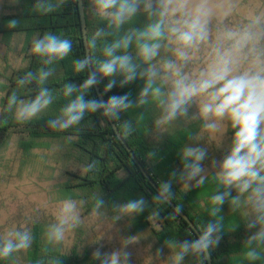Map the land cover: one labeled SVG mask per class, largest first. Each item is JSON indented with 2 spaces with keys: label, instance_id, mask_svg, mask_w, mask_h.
Instances as JSON below:
<instances>
[{
  "label": "clouds",
  "instance_id": "clouds-1",
  "mask_svg": "<svg viewBox=\"0 0 264 264\" xmlns=\"http://www.w3.org/2000/svg\"><path fill=\"white\" fill-rule=\"evenodd\" d=\"M67 2L37 0L34 9L47 15ZM78 2L82 7L83 0ZM90 4L93 15L104 26H97L91 38L85 39L88 51L72 62L75 74L87 72V76L80 84L64 83L60 92L67 102L55 118L47 121L48 127L67 131L79 125L87 114L96 112L119 122L121 113L150 103L159 113L154 119L158 133L181 120L200 121L201 131L216 133L223 121H230L234 130L230 146L222 159L212 161L216 188L208 198L211 207L206 209L211 219L197 230L195 239H168L165 245L170 250V264H184L187 256L209 258L224 233L221 213L227 202L231 212L244 210L242 223L251 232L243 242L244 261L264 264V12L231 25L226 21L233 14L235 0H90ZM140 16L144 17L142 26H133ZM18 24L12 19L7 27ZM97 49L100 57L94 59L92 51ZM72 50L71 39L51 32L33 40L30 51L40 58L43 67L35 73L27 72L17 84L23 87L35 81L39 88L35 97L27 101L16 93L8 98L6 110L13 112L17 123L33 120L54 103L56 97L44 85L53 75L54 66ZM162 52L170 55L162 56ZM202 52L203 66L197 71L187 70ZM117 77L121 88L143 82L135 98L131 93L112 95L107 100L86 98L105 78L108 82L103 92L111 91L117 86ZM193 106L196 111L190 115ZM140 119L142 115L136 123ZM135 127L132 120H124L119 123L117 136H131ZM190 139L193 143L178 151L182 168L173 170L159 184L152 202L170 203L174 182L187 190L205 183L208 171L203 161L207 148L200 145L199 134ZM157 158L155 150L146 153L148 160ZM93 168L94 164H88L84 170ZM81 203L71 197L60 201L55 221L45 229L47 245L60 244L81 225ZM147 207L143 196L113 204L112 223L124 217L134 218ZM107 211L105 200L95 197L92 216L101 218ZM152 216L159 218V211H153ZM239 226L237 223L230 230ZM33 239L27 228L7 231L0 236V260L29 249ZM136 242L134 235L123 239L121 247L111 252L97 248L92 259L99 264H130L127 247ZM161 253L162 249H158L156 256ZM49 264H60V260L52 259Z\"/></svg>",
  "mask_w": 264,
  "mask_h": 264
},
{
  "label": "trees",
  "instance_id": "trees-1",
  "mask_svg": "<svg viewBox=\"0 0 264 264\" xmlns=\"http://www.w3.org/2000/svg\"><path fill=\"white\" fill-rule=\"evenodd\" d=\"M262 1L264 2V0ZM36 2L37 0H22V4L16 6L13 13L0 17V34L4 39L9 41L16 35L25 37V45L22 50V63L24 65L13 69L8 75H1L4 80L3 88L5 91L0 106V147L6 142L10 134L17 135L21 139L20 144L27 149L32 146V143L29 142L32 140L46 139L64 142L71 148V152L66 154V158L76 160L80 169L77 174L68 173L70 179L60 189L64 193L62 198H76L84 203L86 212H91L94 198L97 196H101L105 200L106 208L143 196L148 202V207L143 213L137 215V231H147L159 245H165V241L168 239L177 241L195 239L196 236L187 222L180 218L167 203L152 202V197L157 191L143 176L136 161L116 137L108 119L102 117L100 112L87 114L79 125L67 131H56L48 127L47 121L55 118L67 102L60 92L64 83L80 84L87 76V72L75 74L72 63L74 59L84 56L85 48L77 0H68L65 5L47 15H41L34 9ZM83 7L87 38L90 39L97 26L103 27L104 25L98 16L93 15L90 0H83ZM12 19L18 20L19 24L15 28H8L7 23ZM143 23L144 17L140 16L133 26H142ZM46 32L71 39L73 50L68 57L54 66L53 75L44 85L56 97L54 103L33 120L17 123L13 112L6 110L7 101L13 93L25 101L34 98L37 94L39 85L35 81L23 87L18 86L17 81L27 72L35 73L43 67L40 58L32 54L30 49L33 40L42 37ZM132 51L134 53L135 50ZM92 55L94 59L99 58V50L92 51ZM161 55H170V53L162 52ZM116 79L117 86L107 93H104L103 89L108 78L99 84L105 100L109 96L124 93H131L132 98H135L143 83L142 81H135L121 88L118 83L120 78L117 77ZM86 98L98 99L94 87ZM158 114V110L150 103L143 108L121 113L120 121L114 122L118 129L119 123L124 120L134 122L136 127L133 135L123 138L144 169L159 186L161 182L169 178V174L173 170L179 171L182 168L178 151L185 145L192 143L190 137L197 134L200 122L173 129L172 132L162 130L164 133H158L154 126V119ZM141 115L143 119L136 123ZM157 134L161 137L159 141L154 139ZM152 150L158 152V158L155 160L146 159V153ZM88 164H94L92 171L84 170ZM192 183L194 184L195 181ZM215 188L214 173L206 176L203 185L193 187L190 190L174 182L172 185L174 195L171 200L200 229L202 224L211 219L206 209L211 207L208 198ZM72 189L75 190L72 195L65 194V191ZM155 210L159 211V218H153L152 212ZM221 214L224 216V233L219 246L211 251L212 263L247 264L242 256L245 250L243 242L251 235V232L245 230L241 209L231 212L230 206L226 202ZM237 223H240V226L234 231L230 230ZM31 232L34 239L32 246L26 252V264H49L50 260L56 258H59L60 264H86L88 262V252L81 248V244H75L64 252H61L56 246L47 245L42 223H34ZM46 247L47 251H45ZM16 254L14 253L7 260H0V264H17ZM228 260L230 263H226ZM185 264H207V261L205 256H187L185 257Z\"/></svg>",
  "mask_w": 264,
  "mask_h": 264
},
{
  "label": "rangeland",
  "instance_id": "rangeland-1",
  "mask_svg": "<svg viewBox=\"0 0 264 264\" xmlns=\"http://www.w3.org/2000/svg\"><path fill=\"white\" fill-rule=\"evenodd\" d=\"M20 4L22 0H0V17L13 13L14 8ZM235 4L233 14L226 21L231 25L246 22L249 16L264 12L262 0H235ZM24 45L25 37L22 35H16L7 41L0 34V106L5 91L1 75H8L13 69L24 65L22 63ZM204 58L202 52L200 59L191 63L187 70L197 71L203 66ZM195 111L196 108L193 106L189 114ZM196 122L200 121L181 120L164 130L172 132L173 129ZM231 132L234 134L228 120L221 123L220 130L216 133L203 132L199 128L197 134L201 137L200 145L207 148V157L203 161V166L208 171L206 176L214 173L212 161L222 159L230 146ZM158 137V134L154 137L155 141L161 139ZM20 142L21 139L17 135L10 134L0 147V236L13 228L19 230L27 228L31 231L32 225L37 222L42 223L46 229L55 221L59 203L65 199L62 198L64 193L60 189L69 181L68 173L77 174L80 169L76 160L66 158L71 148L64 142L32 140L29 141L32 146L28 149ZM74 192L73 189L67 190L65 194L72 195ZM83 204L82 202L79 205L81 225L68 233L63 242L55 245L61 252L68 251L75 244H81V248L88 252L86 264H99V261L92 259L93 251L101 248L102 252H111L121 247L123 239L135 235L138 242L127 247V251L131 253L130 264H170V250L166 245H159L147 231H137V216L124 217L112 223V206L107 208L106 216L96 218L92 216V211L86 212ZM241 212L243 215L244 210L241 209ZM158 249H162V253L157 257ZM26 252L27 250L17 252V264H26Z\"/></svg>",
  "mask_w": 264,
  "mask_h": 264
},
{
  "label": "water",
  "instance_id": "water-1",
  "mask_svg": "<svg viewBox=\"0 0 264 264\" xmlns=\"http://www.w3.org/2000/svg\"><path fill=\"white\" fill-rule=\"evenodd\" d=\"M77 5H78V12H79V20H80V25H81V31H82V36H83V44H84V48H85V39L87 38V30H86V22H85V14H84V7L82 5L79 4L78 0H77ZM86 51H88V49L85 48V53ZM95 91L97 93L98 99H104V96L102 95L101 91H100V87L99 85L95 86ZM105 100V99H104ZM116 137L122 142V144L124 145V147L126 148V150L129 152L130 156L136 161L141 173L143 174V176L148 180V182L150 183V185L156 190L158 191V184L157 182H155L150 174L144 169L143 165L139 162V160L136 158L135 154L133 153V151L131 150V148L126 144L124 138L122 136H117V126L116 123L112 120H108ZM115 125V127H114ZM172 210H174V212L180 217L182 218L184 221L187 222V224L190 226L191 230L194 232L195 236L197 235V230H199L196 225L193 223V221L180 209L178 208V206L171 200L170 203H167ZM207 264H213L212 263V257L210 256L205 257Z\"/></svg>",
  "mask_w": 264,
  "mask_h": 264
}]
</instances>
